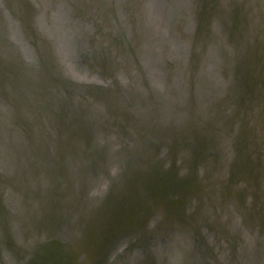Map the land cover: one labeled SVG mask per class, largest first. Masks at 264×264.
<instances>
[{
    "label": "water",
    "instance_id": "1",
    "mask_svg": "<svg viewBox=\"0 0 264 264\" xmlns=\"http://www.w3.org/2000/svg\"><path fill=\"white\" fill-rule=\"evenodd\" d=\"M84 1L0 0V264H264V0Z\"/></svg>",
    "mask_w": 264,
    "mask_h": 264
},
{
    "label": "rangeland",
    "instance_id": "2",
    "mask_svg": "<svg viewBox=\"0 0 264 264\" xmlns=\"http://www.w3.org/2000/svg\"><path fill=\"white\" fill-rule=\"evenodd\" d=\"M46 1V0H45ZM50 2H51V0H49ZM34 2V1H33ZM57 2H59V0L57 1ZM90 2L92 3V4H90ZM97 2H103V0H85L84 1V6H85V8L87 7L89 10H92V8L95 6V5H99V3L97 4ZM35 6H36V10H38L39 12V16H42L43 14H44V10H42V9H40V7L38 6V3L36 2H34L33 3ZM50 4H52V3H49V5ZM95 4V5H94ZM61 5V6H60ZM60 5L59 6H57V4H56V6H48L46 9H45V12H49L50 10H52V7L54 8V10H55V13H57L59 10L61 11V12H65L64 14H66L65 16V19H64V21L65 22H69L71 25H73L74 24V28H80V27H83L84 28V24H85V22H83V21H81L80 20V13L78 12V9L79 10H81V11H84L85 9H84V7L83 6H78L77 8L78 9H74V8H76V7H74L73 6V8H70V7H68V5H66L67 7H66V9H69V11H66L65 9H63L62 8V6L64 5V3L63 2H61L60 3ZM42 13V14H41ZM48 13H45V16L46 17H43L42 18V23L40 24V23H38V29L39 30H42L43 32H45V34H46V36L49 38V39H53V40H55V35H54V33L57 31H59V29H60V27H59V25H57V21L55 20V17H52L53 16V14L52 15H50L51 16V18L47 15ZM118 14V20H119V22H120V20H121V18L123 17V16H125V15H123L122 17H120V15H119V13H117ZM83 15V17L84 18H86L87 19V17H89V15H90V13L89 12H87V16H85V13H83L82 14ZM6 17H8L7 15H5ZM47 16H48V18H47ZM45 18H47L48 19V22L46 21V19ZM102 18V17H101ZM39 19V18H38ZM136 19V18H135ZM43 20H44V22H43ZM82 20H84V19H82ZM96 20H99V19H96ZM45 22H47V23H45ZM12 23V22H11ZM59 24H60V22H59ZM110 24H111V22H110ZM122 25H124L125 27H131V24L130 23H123ZM138 24H137V22H135V26H137ZM14 29H15V37H17L16 39H15V37H12V41L18 46V47H20L21 46V38H20V33H19V31H18V29H17V26L15 27L14 26ZM106 30H107V28H106ZM18 33H17V32ZM86 31L88 32V30L86 29ZM163 31H166V30H163ZM53 32V33H52ZM52 33V34H51ZM68 35L69 34H62V36L61 37H63L61 40H60V42L61 43H63L64 45H65V48H66V50H68V52L67 53H65V57H66V61L67 62H63V60H62V58H64V51L63 52H59V51H56V52H58V53H61V55H62V57H60L59 55V59L61 60V64H63L65 67L66 66H69L70 67V69H72V70H70L71 72H69V74L75 79V80H77V81H83L84 80V78H85V74H86V71H85V68H83V67H81V65H79V63H80V60H81V58L79 57L78 58V56H77V53H74V51H71V53H70V49H68L69 47H67L66 45L67 44H69V41L71 40V38H68ZM137 35L140 37V35H141V33H139V31H138V33H137ZM57 37V36H56ZM141 37H142V35H141ZM125 38H126V35H125V33L124 34H121V37H120V39H121V41H122V43L123 44H125V42L124 41H126L125 40ZM56 43V42H55ZM27 47V46H26ZM29 47V46H28ZM27 47V48H28ZM29 49V48H28ZM68 58V59H67ZM69 64V65H68ZM140 64H141V66L144 68V69H147V63H143L142 61H140ZM175 64H174V61H173V58L171 57V56H168V58L165 60V62L163 61V67H167L168 69H170L172 66H174ZM175 68V67H174ZM80 71V72H79ZM174 71H175V69H174ZM134 72V71H133ZM80 74V75H79ZM146 76H148L147 75V73H146ZM138 88H141V90L143 89V87H141V86H138ZM8 193L10 194L11 193V191L10 190H8ZM3 203L7 206V204H8V200H7V196H6V199L5 198H3Z\"/></svg>",
    "mask_w": 264,
    "mask_h": 264
},
{
    "label": "bare ground",
    "instance_id": "3",
    "mask_svg": "<svg viewBox=\"0 0 264 264\" xmlns=\"http://www.w3.org/2000/svg\"><path fill=\"white\" fill-rule=\"evenodd\" d=\"M45 0H43V2H44ZM50 3H52V0H51V2ZM103 3V2H102ZM56 4H58V2H56ZM54 5V4H53ZM66 5H67V3H66ZM95 5V4H94ZM61 6V5H60ZM68 7H70L69 5H68ZM65 12H61L60 10L56 13V14H54L53 16L55 17V18H58V20H59V22L61 23L62 21H64V19H65V15L66 14H64ZM60 16V17H59ZM73 26H74V24H73ZM74 28V27H73ZM53 33V32H52ZM51 33V34H52ZM70 33V32H69ZM62 34L63 33H61L60 35L62 36ZM54 35H55V37L57 36V40H56V38H55V40H53L54 41V43L56 42V43H58V47H59V52H63L64 51V49H63V46L65 47V45L63 44V43H61L60 42V40L63 38V37H61V39L59 40V33L56 31L55 33H54ZM68 38H72V36H71V33L68 35ZM70 49V48H69ZM64 53V52H63ZM60 57H62V56H60ZM63 59V58H62Z\"/></svg>",
    "mask_w": 264,
    "mask_h": 264
},
{
    "label": "flooded vegetation",
    "instance_id": "4",
    "mask_svg": "<svg viewBox=\"0 0 264 264\" xmlns=\"http://www.w3.org/2000/svg\"><path fill=\"white\" fill-rule=\"evenodd\" d=\"M58 0H52V3L55 4ZM59 3V2H58ZM116 19H117V15H116Z\"/></svg>",
    "mask_w": 264,
    "mask_h": 264
}]
</instances>
